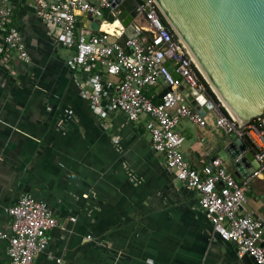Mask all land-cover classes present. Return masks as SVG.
<instances>
[{"label":"crops","instance_id":"1","mask_svg":"<svg viewBox=\"0 0 264 264\" xmlns=\"http://www.w3.org/2000/svg\"><path fill=\"white\" fill-rule=\"evenodd\" d=\"M3 1L30 62L0 55V228L6 234L0 264H10L6 210L23 195L41 201L56 221L37 264H254L213 231L198 192L167 171L145 128L148 118L131 122L118 111L97 117L74 80L68 62L74 50L42 21L35 1ZM90 16L78 15L77 34L90 33ZM135 25L140 40L150 38L143 15ZM111 34L117 42L119 26ZM164 87L159 79L149 93L158 98ZM204 118L203 128L186 119L176 127L183 156L198 171L228 137L214 126V108ZM245 153H252L249 145ZM217 158L243 180L223 152ZM242 213L264 220L260 176L251 181Z\"/></svg>","mask_w":264,"mask_h":264},{"label":"built area","instance_id":"2","mask_svg":"<svg viewBox=\"0 0 264 264\" xmlns=\"http://www.w3.org/2000/svg\"><path fill=\"white\" fill-rule=\"evenodd\" d=\"M42 21L60 34L63 47L73 49L69 64L74 80L97 117L105 111H118L135 122L148 118L145 128L153 149L165 160L167 171L186 188L199 194L198 205L210 221L213 231L225 242L234 244L239 256H249L254 264H264V220L243 214L251 181L264 179V125L262 119L233 128L235 122L218 105L214 106V126L245 141L260 164L253 174L238 182L229 174L221 159L215 158L201 171L192 168L181 151L184 138L176 131L186 119L203 128L207 122L184 101L178 91L179 81L172 78L165 62H172L175 72L192 88L205 92L195 75V66L183 45L174 37L160 17L152 0L137 6L143 15L150 38H138L141 28L134 25L137 37L118 44L107 31L93 34L86 40L76 33L78 15L99 16L107 0H34ZM11 12L6 2L0 3V55L14 56L19 62H30L18 30L10 24ZM103 23V22H102ZM101 23V25H102ZM100 25V26H101ZM100 28V27H99ZM121 29V28H120ZM121 33V31H120ZM121 36V34H120ZM129 50V53L126 52ZM111 77L113 80L109 78ZM162 79L170 90L158 102L151 89ZM11 218L6 255L10 264H37L36 256L47 245V233L56 225L46 206L32 195H23L7 208ZM6 234L0 228V240Z\"/></svg>","mask_w":264,"mask_h":264},{"label":"water","instance_id":"3","mask_svg":"<svg viewBox=\"0 0 264 264\" xmlns=\"http://www.w3.org/2000/svg\"><path fill=\"white\" fill-rule=\"evenodd\" d=\"M160 17L183 45L196 71L217 101L235 122L245 126L253 119L264 125V0H152ZM146 0H107L99 16H90V33L97 34L102 22L118 21L121 36L117 43L137 37L135 21L138 5ZM129 53V50L126 49ZM172 78L179 81L178 91L184 101L201 116L214 108L206 93L190 87L172 62H165ZM169 87L158 95L162 98ZM247 143L234 134L219 143L223 152L243 179L259 169L252 153H245Z\"/></svg>","mask_w":264,"mask_h":264},{"label":"trees","instance_id":"4","mask_svg":"<svg viewBox=\"0 0 264 264\" xmlns=\"http://www.w3.org/2000/svg\"><path fill=\"white\" fill-rule=\"evenodd\" d=\"M195 75H196V78L199 81V83L203 86L204 91L207 93V95L211 98V100L215 103V105L219 106L220 111L223 114H226L225 109L217 101V99L215 98L214 94L210 91L209 87L207 86V84L204 82V80L202 79V77L199 75V73L196 70H195ZM153 101L154 102H158L159 101L158 98H157V95H155ZM253 120L255 121L256 119H253ZM260 124H262L261 121H260Z\"/></svg>","mask_w":264,"mask_h":264},{"label":"bare ground","instance_id":"5","mask_svg":"<svg viewBox=\"0 0 264 264\" xmlns=\"http://www.w3.org/2000/svg\"><path fill=\"white\" fill-rule=\"evenodd\" d=\"M119 26V23L118 22H114L113 24L109 25V24H103L101 26V29L102 30H105L107 31L108 33H112L114 31V28ZM117 30V29H116Z\"/></svg>","mask_w":264,"mask_h":264}]
</instances>
